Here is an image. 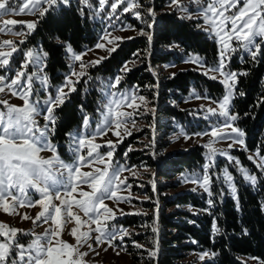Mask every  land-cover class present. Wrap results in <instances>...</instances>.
<instances>
[{
	"label": "trees",
	"instance_id": "1",
	"mask_svg": "<svg viewBox=\"0 0 264 264\" xmlns=\"http://www.w3.org/2000/svg\"><path fill=\"white\" fill-rule=\"evenodd\" d=\"M97 1L89 0L91 8L80 4L78 0H71L70 6L55 5L44 17L38 16L35 29L30 35L26 34L24 46H34L49 53L44 71L49 77L50 86L63 80L69 66L67 53L61 45H71L73 50L80 51L96 43L98 30L92 17V3ZM167 1L139 0L141 4H150L154 12L151 17L146 8L140 9L146 21L145 32L151 35V41L140 34L132 36V39L120 40L116 51L110 55L108 53L99 64L89 67L88 80H80L76 84L77 90L61 107L55 109L57 119L51 138L59 143V149L63 148L68 131L78 128L85 114L97 116L102 107L103 98L96 84L97 76L115 75L135 57V53L145 52L148 47L151 49L148 60L130 67L126 73L122 72L118 86L149 85L151 91L148 92L160 99L156 113L158 129L168 126L166 121L172 118L185 122L188 129L193 128V124L188 122L190 115L186 109L173 103L181 102V98L191 91H197L214 101L223 96L224 85L200 71L187 68L174 73L162 72L160 64L180 60L186 54L196 53L208 65H214L219 58L216 40L198 29L195 19L184 18L174 10L163 9ZM128 18L131 24H136L135 17ZM149 22H152L151 28L147 27ZM228 67L236 72L247 73L239 76L237 95L232 101L231 112L238 115L234 125L245 133V150L253 153L259 150L264 155V45L255 60L248 52L232 55ZM161 116L166 117L162 119ZM156 142H160L159 138ZM120 150L121 145L115 151L116 156ZM206 150L199 144L185 150L166 152L156 146L153 156L155 161L151 154L138 150L131 151L130 157L135 160L147 158V162L154 164L157 176L166 178L175 177L183 171L200 169L206 159ZM234 152L257 176L255 185L231 173L236 186V192L233 193L224 181L215 176L212 177L210 197L205 191L175 190L180 184L179 179L163 181L156 178L155 198L158 201L152 199L154 195L151 187L145 184L139 188L151 195V199L141 200L144 210L117 217L119 225L141 228L132 233L131 240L158 249L156 257L152 258L154 264H251L245 259L247 257L264 261V170L249 160L243 150L234 149ZM209 199L213 200L212 206L207 203ZM214 222L219 228L218 233L213 232ZM153 228L157 231L153 232ZM157 240L158 245L154 243ZM193 252H208L210 255L201 260L190 256Z\"/></svg>",
	"mask_w": 264,
	"mask_h": 264
},
{
	"label": "snow or ice",
	"instance_id": "2",
	"mask_svg": "<svg viewBox=\"0 0 264 264\" xmlns=\"http://www.w3.org/2000/svg\"><path fill=\"white\" fill-rule=\"evenodd\" d=\"M78 2L88 8L92 7L89 0H78ZM98 3L103 8L109 4V0H98ZM172 3L179 4V0H172ZM44 4L48 7H42ZM70 4L71 0H0V16L31 13L38 14L42 18L53 6H70ZM118 6H122L123 12H131L138 19L141 18L140 9L142 5L139 0H113L109 4L110 14L116 13ZM202 13L206 25L203 30L214 31L215 35L219 37L221 44L218 53L219 58L215 67L212 68L205 67L204 62L198 56L191 57L190 62L199 65L205 75L217 73V75H211L210 78L218 79L224 85V94L221 99L213 101L217 105L216 108L208 107L206 109L205 118L215 116L224 119L222 124L212 125L210 132L195 134L197 136H210L209 141L204 145L209 149V162L203 166L202 176H194L189 179L211 197L213 179L209 174V169L213 166V158L217 152L220 155H227L228 160L237 165L240 163L239 160L228 155L225 150L217 149L215 144L218 141L227 140L231 141L228 144V149L235 145L246 148L245 133L242 129L234 126L238 115L232 114L231 107L232 101L237 95L238 78L241 75H247V73L225 71V61L227 54L236 51L237 47L247 51L253 60L261 53L262 43L258 42L257 38L264 41V0H204ZM81 14H83V9H81ZM147 14L154 16L151 8L147 10ZM18 23L26 27L28 35L36 27L35 21L18 22L9 19L3 22L0 32L7 30L9 26L14 29ZM147 27L151 28V25L149 24ZM139 34L146 36L149 41L152 39L151 35L143 29L140 30ZM109 43L112 41L109 40ZM233 43L236 47L232 46ZM4 46H8L10 50H0V67L8 66L13 54L19 51L15 42L3 41L0 43V48ZM61 46L65 48L66 53L71 54L69 57L72 62L69 66L70 70L63 83L56 88L55 94H48L43 107L37 102H33L31 96L38 91L33 87L35 81H39L42 89L49 86V77L44 74L45 61L49 56L47 51L27 50L24 53L25 60L22 62L20 70L9 82H5L7 78L0 75V92L7 90L12 95H18L24 101L22 106L11 105L8 101H0V105L3 106L0 108V207L5 213H8L10 209L15 212L17 207H23L25 204L34 206L33 201L28 197V192L35 191L40 194L41 199L34 203L43 206L36 218L37 220L42 218L44 222L51 220L53 224L60 225L62 212L65 221L75 215L72 210V204L75 203L87 217V219L82 220L79 215H75V220L78 225H87L88 230L79 235H77L75 228L71 230V234L76 238L75 245L60 240L57 241L60 246L56 247L54 238L59 233L54 228L46 229L43 234H35L28 245H21L17 239L18 233L21 235H33V233H27L0 223V237L3 238L0 240V264H77L78 259L87 255V253L80 252L79 248L91 238L92 232L97 233L95 237L97 244L107 242L109 246H113L117 241L123 242L124 237L130 235L125 229L110 230L108 222L115 218V214L113 209L105 203L106 200L119 201L125 199L117 195V190L122 184H125V181L120 177L122 169L111 168L110 171V158L113 156L116 144L120 143L121 139H118L115 144L111 140L106 141L105 146L109 148L106 153L108 160H105L104 155L99 151L102 145L95 142L97 135H106V128L119 137L120 133L116 129L121 128V125L131 117V113L120 110L127 103L129 97L121 94L117 98L116 94L111 92L112 88L120 84L122 76H116L114 83L108 85L109 95L112 96V99L105 105L107 110L103 113L102 123L98 125L96 131L94 133L88 132L90 119L85 117L81 130L76 133H69L74 145L72 148L74 163H65L59 158L56 146L49 139L55 132L57 119L54 114L55 109L61 107L69 99L71 93L77 90L76 84L87 75V69L99 64L106 57L85 63L83 55L86 53H76L71 45ZM95 47L100 49L104 48L105 45L98 43ZM106 51L110 55L116 51V48H107ZM138 55V53L134 54V56ZM76 62H79L78 70ZM29 64L35 68L32 73L24 70ZM121 71L124 73L130 71L127 63ZM239 95H243V93H239ZM131 99L134 100L135 96L133 95ZM139 99L143 101L144 97ZM128 107H134V104L129 103ZM37 117H41L45 123L40 125ZM124 131L127 132V128ZM185 138L191 137L186 136ZM82 149H87V155L82 154ZM42 151H51L53 156L43 158L40 156ZM248 159L255 161L257 167L264 170V155H261L259 150L250 155ZM94 162L101 163L104 167H95L91 172L81 171L82 165L85 163L92 165ZM239 171L246 181L253 185L257 183V176L249 173L246 168L240 167ZM224 178L235 193L236 186L233 183V176L226 169ZM77 182L81 185H89L91 188V191L81 189L79 191L80 199L72 196V193L78 190ZM195 190L194 188L193 191ZM67 197H71V201ZM54 200H59L60 204L57 205L53 202ZM207 203L212 206L213 200L209 199ZM23 218L29 219L30 217L25 215ZM92 224H95V228H92ZM156 231L157 229L153 228V232ZM213 232H219L215 222ZM154 243L158 245V240ZM136 246L143 247L142 245ZM157 250V248L149 250V258L156 257ZM14 252L16 253L15 256H13ZM209 255L210 253L205 252L200 256V259L204 260ZM211 255H215V253Z\"/></svg>",
	"mask_w": 264,
	"mask_h": 264
},
{
	"label": "rangeland",
	"instance_id": "3",
	"mask_svg": "<svg viewBox=\"0 0 264 264\" xmlns=\"http://www.w3.org/2000/svg\"><path fill=\"white\" fill-rule=\"evenodd\" d=\"M113 2V0H109V4ZM94 4V12H93V19L96 21V26L98 30V39L95 44L92 46L84 47L80 51H75L78 54L86 53L83 55V60L85 63L89 61H95L100 57H105L108 54L106 51L107 48L116 47L118 42L125 38H130L135 35H139L140 30H145L146 21L143 15L141 18L138 19L133 13L128 12L125 13L122 10V6H118L116 13H111V8L109 4H106L103 8L100 7L98 1ZM141 4V3H140ZM143 8L148 10L149 8L152 9V6L141 4ZM204 5V0H179V4H173L172 0H168L167 3L164 4L163 9L174 10L180 16L188 19H195L196 20V27L200 30H203L206 25L204 24L203 20V13L202 7ZM242 6V4H241ZM42 7H48V5L44 4ZM234 11V10H233ZM135 17L137 20L136 24H131L128 18ZM38 17V14H31V13H23V14H10V15H3L0 16V27L3 26V22L9 19L16 20L18 22H31L35 21ZM153 17V16H151ZM152 22H149L148 25H151ZM204 31V30H203ZM208 33L213 39L216 40L217 45L219 47V51L221 49V44L219 43V37L215 35L214 31H205ZM27 29L25 26H22L18 23L15 28L13 29L11 26L3 32H0V43L3 41H12L15 42L16 46L19 48V51L13 54V57L10 60V64L6 67H0V75H3L7 78L5 82H9L11 78H13L17 71L20 70L22 62L25 60L24 53L29 49H36L34 46H24L23 43L26 40ZM103 38V39H102ZM121 38V39H115ZM109 40L112 43H109ZM258 42H261L264 45V41H260L257 38ZM23 41V43H20ZM98 43H102L105 45L104 48L97 49L95 46ZM236 47L235 43L232 45ZM169 48H173L170 46ZM3 51H9L10 48L8 46H4L0 48ZM90 50V51H89ZM42 52V51H41ZM139 55L135 56L133 59L127 62L128 67H134L144 60H148V57L151 54V49L148 47L145 52H137ZM247 53L242 48L237 47V50L234 52H230L227 54V59L225 61L226 67L225 71H234L228 67V63L231 59V56L234 54H244ZM195 54V55H194ZM70 53H67L69 66L72 63L69 59ZM193 56H198L203 62L204 60L196 53L193 54H186L183 55L180 60H171L167 63L160 64V68L164 74L166 73H174L178 69H187L191 68L197 71L204 73L203 69L199 67V65L190 62V58ZM217 63V62H216ZM216 63L213 65H208L206 63L205 67L212 68L215 67ZM125 65V64H124ZM123 65V66H124ZM66 72H64V78L69 73V68ZM116 73L113 76H106L101 77L97 76L98 82V90L102 96V107L98 110L97 116L87 113L84 115L90 119V127L88 128L89 133H94L98 127L102 123L103 120V113L106 112L105 105L108 103L112 96L109 95L108 85L114 83V78L116 76H121L122 71ZM76 67L78 70L79 62H76ZM150 69V67H149ZM28 73H32L35 71L34 66L29 64V66L24 69ZM236 72V71H235ZM44 74L46 75L45 71ZM88 75V69H87ZM82 77L80 80L84 79L85 81L88 80V76ZM217 75V73H209L208 76ZM50 86L46 89H42L40 87L39 81H35L33 84L34 89L38 90L34 92L31 96V100L33 102H37L41 107L44 106V101L48 97L49 93L55 94V90L59 87L63 81ZM95 81V80H94ZM93 81V82H94ZM148 84L144 86H124V87H115L111 89V92L116 94V97L119 98L121 94L125 97H129L127 103H125L121 107V111L125 113H131V117L126 120L124 124L121 125V128L116 129L120 133V136L114 134L113 131L105 129L106 135H97L95 142L102 145L99 149L102 155H104V159L108 160L109 158L106 156L107 151L109 148L106 145V141L111 140L115 144L118 139H121V142L116 144L115 151L119 145H121L120 153L116 156L115 151L111 159V168H119L122 169L120 172V177L122 180L125 181V184H122L120 188L117 190V195L119 197H123L125 199H121L119 201L115 200H106L105 203L113 209L115 218L108 222L110 230L115 229H125L127 230L130 235L125 236L123 242L117 241L113 246H109L107 242H102L97 244L95 242V237L97 233L92 232L91 238L88 239L86 243L83 244L82 247L79 248L80 252L87 253L84 257L78 259L77 264H154L152 262V258H149L148 252L149 250L154 249L153 246L150 244H146L140 241H133L131 240L130 236L134 232H138L141 228L133 227V226H122L116 222L117 217L122 216L124 214L129 213H138L144 210L142 201L146 199H151L148 193L143 192L142 187L145 184H149L151 187L152 195H154V201H158L155 198L156 193V186L155 180L156 178L166 181L167 179L176 180L179 179L180 184L175 188V190L181 189H190L198 192H204L202 188H200L197 184L191 182L190 177L194 176H202L203 175V166L209 162L208 153L209 149L206 150V159L204 163L201 165V168L198 170H191V171H183L180 172L175 177H162L157 176L156 168L153 163L147 162V158H142L141 160H135L130 157L131 151L138 150L141 153H149L154 160V148L159 149L160 151H175V150H185L195 144L205 145L209 139V135L204 136H197L196 133H204L210 132V128L212 125L222 124L223 119L222 117H215L209 116L207 119L206 116V109L208 107L216 108L217 105L213 103L214 100L210 99L207 96H201L197 91H191L186 96L181 98V102H173L181 108H185L190 117L188 118V122L193 124V128L188 129L185 125V122H181L178 119L172 118L171 121H166L168 126H163V128L158 129L157 124V106L160 103V99L155 96H152L148 91H151ZM149 89V90H148ZM67 91V89H65ZM157 93V92H156ZM135 96V99L132 100L131 97ZM144 97V100L141 101L139 98ZM199 97V98H198ZM221 99V98H220ZM219 100V99H218ZM0 101H8L11 105L22 106L24 101L23 99L19 98L18 95H12L11 92L5 90V92H0ZM134 104V107H128V104ZM0 108H3L0 105ZM162 119H165L166 116H161ZM40 125H43L45 121L41 117H37ZM83 122V120H82ZM81 125L78 128H73L68 131L67 139L63 142V148L59 149L58 142L52 140L51 136L49 137L51 143L56 146V151L59 155V158L63 160L65 163L72 164L74 163V154L72 148L74 147L73 141L69 136V133H76L81 130ZM189 125V124H188ZM236 126V125H234ZM114 127V126H113ZM237 127V126H236ZM127 128V132L124 129ZM159 136V137H158ZM191 137L186 139L185 137ZM160 140L159 143L156 140ZM163 145L160 146V144ZM231 141H218L215 144L217 149H223L227 152L228 155L234 157L236 160H239V165L234 163L233 161L228 160L227 155H220L219 152L213 158V166L209 169V174L212 177L217 176L218 179H221L225 182L224 178V171L225 169L231 174L235 176L243 177L242 173L239 171L240 167L246 168L249 173L250 170L248 166L243 164L241 159L237 156L234 152V149H241L244 151L246 156L253 155L254 153L251 151L245 150L239 145H235L233 148L228 149V144ZM159 146V147H158ZM131 149V150H129ZM82 154L87 155V149H82ZM126 154V155H125ZM40 156L43 158H50L53 156L51 151H42ZM253 161V160H252ZM255 162V161H254ZM95 167H104L101 163L94 162L92 165L85 163L81 166L82 172H91ZM231 174V175H232ZM252 174V173H251ZM213 179V178H212ZM78 183V182H77ZM225 185L229 186L228 183L225 182ZM91 191L89 185H81L78 183V190L75 193H72V196H75L76 199H80L79 191ZM229 191H231V187H229ZM173 191V190H169ZM54 194V193H53ZM28 197L31 198L33 201L34 206H28L25 204L23 207H17L15 212L11 209L8 213H5L3 208L0 207V223L5 224L6 226L15 227L18 230H23L27 233H33V235H21L18 233L17 239L19 244L21 245H28L30 241L34 238L35 234H43L46 229L54 228L58 230V236L54 238V243L56 247H59V243L57 241H66L69 244H76V238L71 234V230L75 228L77 230V235H79L83 231L88 230V226L84 224L78 225L75 220V215H79L82 220L87 219L84 216V213L81 209H79L75 203L72 204V210L75 214L72 218L65 221L63 219V212L61 217L60 225H55L48 220V222H44L41 218L37 220L38 214L42 211V205H36L34 202L36 200L41 199V196L38 192L30 191L28 192ZM71 201V197H67ZM54 203L57 205L60 204L59 200H54ZM147 207V206H146ZM148 208V207H147ZM156 209V207L154 208ZM122 210V211H121ZM27 215L30 217L29 219H24L23 217ZM35 221V222H34ZM92 228H95V224L91 225ZM3 238L0 237V240ZM91 245V248H89ZM136 245H142L143 247H137ZM129 249V250H128ZM119 253V254H117ZM203 252L190 253V256H195L200 258ZM16 253H13L15 256ZM251 264H264V261L254 259L252 257L245 258Z\"/></svg>",
	"mask_w": 264,
	"mask_h": 264
}]
</instances>
